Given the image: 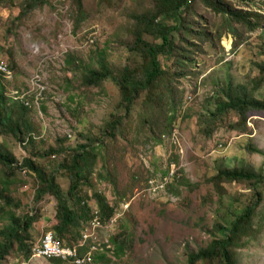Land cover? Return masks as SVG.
I'll return each instance as SVG.
<instances>
[{
	"label": "rangeland",
	"instance_id": "obj_1",
	"mask_svg": "<svg viewBox=\"0 0 264 264\" xmlns=\"http://www.w3.org/2000/svg\"><path fill=\"white\" fill-rule=\"evenodd\" d=\"M95 2L87 0L89 12L95 14L77 34L70 16L71 0H50V5L24 19L19 27L13 22L21 9L0 8V59L8 65L12 63L15 73L14 81L6 84L8 95L19 91L21 95L37 97L43 91L28 117L35 132L36 150H47L64 137H70L66 146L76 147L80 133L104 127L113 114H120V93L112 81L100 88H82L81 80L86 71L98 68L101 56L110 68L125 61L127 53L119 41L129 35L130 15L138 2L122 0L103 14L92 6ZM243 7L264 13V0H251V5ZM199 14L207 20L212 18V11L203 5L199 6ZM246 37L248 41L238 51H233L231 36L222 38L225 50L206 47L195 74L182 81L183 102L171 137L157 145L152 138L147 142L138 135L142 124L138 108L125 136L118 137L108 153L114 183L99 178L104 165L99 162L92 180L94 186L85 187V192L91 196L99 190L111 204L120 201L121 206L112 222L89 228L92 237L88 251L94 264H188L191 253L207 248L220 235L218 223L230 226L235 213L247 207L250 190L246 186L226 185L229 192L223 195L209 181L226 167L256 172L264 169V156L254 151L264 152V114L250 115L247 134L221 128L212 138L202 133L200 118L215 109L211 98L216 84L228 77L236 83H250L258 75L254 63L259 60L257 51L264 41V25L247 32ZM70 55L82 59L79 71L68 64ZM256 96L264 98V82ZM30 147L0 136V150L13 153L18 161L28 156ZM54 159L59 161L57 156ZM178 173L184 184L176 181L174 175ZM17 179L23 183L12 186V196L24 205L30 204L35 193L32 177L19 173ZM58 183L68 191V179L59 177ZM88 201L92 208L98 207L96 200ZM15 211L23 213L21 208ZM38 215L40 220L33 230L35 244L43 232H54L50 229L56 221L52 198L46 199ZM5 223L0 220V227ZM86 228L87 225L83 234ZM256 228H261L257 237L238 250V264H264V203ZM113 236L129 239L120 257L109 243ZM98 253H106V258L95 260ZM5 263L54 264L50 258L40 256H31L27 261L18 251L10 253Z\"/></svg>",
	"mask_w": 264,
	"mask_h": 264
},
{
	"label": "trees",
	"instance_id": "obj_2",
	"mask_svg": "<svg viewBox=\"0 0 264 264\" xmlns=\"http://www.w3.org/2000/svg\"><path fill=\"white\" fill-rule=\"evenodd\" d=\"M71 1L70 16L77 34L95 13L89 12L87 0ZM121 1L96 0L92 6L103 14L104 10L115 9ZM134 1L138 3L134 5L136 11L130 15L129 35L126 40L119 41L122 51L127 53L125 61L119 67L114 65L110 68L101 56L98 68L86 71L81 80L82 88H100L105 82L112 81L120 93L117 108L120 114H113L104 127L80 133L76 147L66 146L70 137H64L57 139L56 145L47 150H36L33 145L35 132L28 117L33 105H38L41 99L31 95L14 100L6 95L5 87L0 86V136L31 146L28 156L20 161L13 153L0 150V220L6 221L0 227V264H6L9 254L15 251L27 261L33 256V230L40 220V208L49 197L55 204L56 215L50 229L62 244L76 245L83 238L85 225L94 218V208L88 201L91 198L97 202L102 223H109L121 202L111 204L99 190L90 196L85 187L94 186L93 176L101 161L104 165L99 178L115 182L107 164L108 153L118 137L125 136L126 128L132 124L138 108L142 122L141 129H137L138 135H143L147 142H151L152 138L160 145L174 134L178 110L183 102L182 81L195 74L202 54H206V47L214 51L225 50L222 38L231 36L233 51H238L248 41L246 33L264 25V13L243 7L251 5V0ZM47 5H50V0H0V8L21 9L13 22L15 27ZM200 5L212 11V18L207 20L199 14ZM258 49L259 60L254 63L258 75L250 83H236L228 77L220 85L216 84L211 98L215 109L200 117L202 133L208 138L221 128L247 134L250 115L264 114V98L256 96L264 82V41ZM68 64L79 71L83 61L70 55ZM10 68L13 70L12 66ZM148 133L152 136L149 137ZM254 151L264 156L263 151ZM55 156L59 161L54 159ZM19 173L30 175L33 179L35 193L30 204L24 205L12 196V186L23 183L17 179ZM169 173L170 170L164 172V178ZM59 177L69 180L68 191L59 185ZM174 177L179 183H185L180 173ZM209 183L223 195L229 192L226 185L246 186L250 190L248 204L240 214L235 213L230 226L218 223L220 235L207 248L191 253L188 264H238V250L255 239L262 228H256V218L264 203V169L256 172L226 167ZM20 208L23 213L19 215L15 210ZM109 243L113 244L115 255L120 257L125 253L129 239L113 236ZM89 249L88 244L79 247L80 257ZM105 258L106 253H98L95 260ZM50 260L54 264H75L58 258Z\"/></svg>",
	"mask_w": 264,
	"mask_h": 264
},
{
	"label": "built area",
	"instance_id": "obj_3",
	"mask_svg": "<svg viewBox=\"0 0 264 264\" xmlns=\"http://www.w3.org/2000/svg\"><path fill=\"white\" fill-rule=\"evenodd\" d=\"M13 79H14V73L10 69L9 65L3 62L2 59H0V84L12 82ZM40 94H38L37 100L41 99ZM13 98L15 100L24 99V96L18 97L16 95H13ZM93 212H94V218L87 225V228L83 234V239L81 240L80 245L62 244L60 240L56 237L54 232L47 231L40 238L39 242L35 244L33 248V252H34L33 256L34 257L40 256V257H48V258H61L66 261L68 260V261L74 262L75 264H94L92 261V257H91V251H88L83 257H80V254H79V247L84 246L88 242V240L91 239L92 237L89 234V228L93 227L94 229H96V228L103 226V223L99 216L98 209L94 208Z\"/></svg>",
	"mask_w": 264,
	"mask_h": 264
},
{
	"label": "clouds",
	"instance_id": "obj_4",
	"mask_svg": "<svg viewBox=\"0 0 264 264\" xmlns=\"http://www.w3.org/2000/svg\"><path fill=\"white\" fill-rule=\"evenodd\" d=\"M9 67H10V66H9ZM10 69H11V68H10ZM11 70H12V69H11ZM12 72L14 73L13 70H12ZM14 78H15V73H14ZM13 81H14V79H13ZM7 83H9V82H7ZM7 83H5V84H0V86L3 85V86L5 87V89H6V95H7L9 98L14 99L13 96L8 95V88H7V86H6ZM16 92L18 93V94L16 95V96H18V97H22V96H24V99L27 97V95H24V94L21 95L19 91H16ZM30 96H31V95H30ZM14 100H15V99H14ZM18 100H22V99H18ZM110 222H111V221H110ZM89 223H90V222H89ZM89 223H88V224H89ZM88 224H87V225H88ZM82 232H83V231H82ZM82 239H83V238H82ZM82 239H81V240H82ZM81 240H80L79 243L76 244V245H80ZM90 240H91V239H89L88 242H89ZM88 242H87L86 244H88ZM65 245H67V244H65ZM73 245H74V244H73ZM80 247H82V246H80ZM46 258H48V257H46ZM58 259H61V258H58ZM65 261H66V260H65ZM70 262H71V261H70ZM72 263H73V262H72Z\"/></svg>",
	"mask_w": 264,
	"mask_h": 264
}]
</instances>
